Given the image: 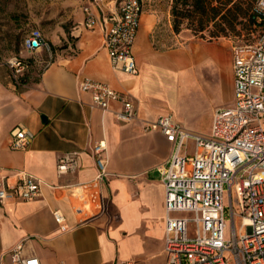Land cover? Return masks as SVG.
<instances>
[{
	"label": "crops",
	"instance_id": "obj_1",
	"mask_svg": "<svg viewBox=\"0 0 264 264\" xmlns=\"http://www.w3.org/2000/svg\"><path fill=\"white\" fill-rule=\"evenodd\" d=\"M116 2L85 0L75 15L73 42L56 49L51 63L38 77L32 72L27 83L0 64V168L10 184L18 171L44 182L35 200L0 204V264H14L11 249L21 242L23 254L38 257L40 264L139 262L146 249L148 258L165 255V187L159 166L167 164L174 145L159 132H144L142 120L172 114L190 131L209 134L215 110L235 104L233 49L223 41L156 48L150 35L159 16L149 10L143 9L133 48L138 73L115 70L103 39L107 10ZM86 5L96 16L93 28L83 25ZM183 74L200 79L219 96L209 109L206 130L194 113L176 116L173 94ZM85 77L129 94L139 120L116 121L117 101L107 111L92 107L91 93L79 89ZM18 125L34 133L25 149L10 146ZM101 140L109 157L110 176L104 180L97 179L91 151ZM74 150L81 151L77 170L58 174L59 158ZM57 209L66 217L65 231L53 216Z\"/></svg>",
	"mask_w": 264,
	"mask_h": 264
},
{
	"label": "built area",
	"instance_id": "obj_2",
	"mask_svg": "<svg viewBox=\"0 0 264 264\" xmlns=\"http://www.w3.org/2000/svg\"><path fill=\"white\" fill-rule=\"evenodd\" d=\"M252 1L258 37L253 42L233 45L235 104L215 110L210 133L192 132L172 114L142 120L144 132H159L174 145L167 164L159 166L165 187L164 264H264V0ZM107 11L103 46L115 70L135 75L138 63L133 48L143 12L142 0H117L115 8ZM84 13L83 25L93 28L96 16L91 5L84 6ZM24 46L30 51H49L45 67L51 63V44L41 29H34ZM7 65L15 77L28 67L18 56ZM79 89L90 92L91 106L103 111L110 110L113 101L119 102L120 109L113 110L116 121L139 120L137 104L129 94L90 77L80 81ZM11 134L12 149H25L34 137L23 125L15 127ZM189 140L194 143L192 154L187 148ZM107 149L105 140L91 149L98 180L110 176ZM80 153L74 150L60 157L58 174L76 171ZM15 175L16 182L10 184L0 168V204L32 201L41 195L42 180L25 171ZM226 193L229 208L225 205ZM185 212L193 213L192 219L174 215ZM227 213L232 221L230 238H226ZM53 216L61 230L68 229L61 210H55ZM237 217L242 220L239 229L235 226ZM23 250L24 242L11 249L14 264H40L38 257L26 256ZM115 264L136 263L129 260Z\"/></svg>",
	"mask_w": 264,
	"mask_h": 264
},
{
	"label": "rangeland",
	"instance_id": "obj_3",
	"mask_svg": "<svg viewBox=\"0 0 264 264\" xmlns=\"http://www.w3.org/2000/svg\"><path fill=\"white\" fill-rule=\"evenodd\" d=\"M85 0H0V64L18 56L23 60H31L29 75L42 71L43 65L50 60L47 50L30 51L24 46L25 40L34 29H41L45 38L51 44V50L65 49L73 42L71 31L75 26V15ZM220 0H142L143 9L155 12L159 20L153 28L150 39L156 48L162 50L178 49L182 43L196 41L209 43L223 41L229 45L230 51L235 43H249L258 37V27L250 23L248 16L242 15L235 28L227 29L225 35L219 34L218 25L223 24V7L217 16H213L212 7L219 6ZM224 1V0H222ZM238 7H251L252 0H234ZM233 2V3H234ZM232 5V4H231ZM229 5V6H231ZM239 11V9L237 8ZM240 12V11H239ZM218 68L220 64L217 65ZM173 105L177 113H194L201 122L202 129L209 127L208 112L212 104L219 99L200 80L183 74L180 78L179 89L173 94ZM179 117V116H178ZM193 141L187 143L188 150H193ZM225 205L229 208V196L225 195ZM228 212V211H227ZM192 219L191 212L174 213ZM242 220L237 217L235 226L241 227ZM191 223V230H193ZM232 221L227 213L226 238L231 237ZM138 255L136 264H158L166 262L167 254L159 257H149V250ZM163 263V264H164Z\"/></svg>",
	"mask_w": 264,
	"mask_h": 264
},
{
	"label": "trees",
	"instance_id": "obj_4",
	"mask_svg": "<svg viewBox=\"0 0 264 264\" xmlns=\"http://www.w3.org/2000/svg\"><path fill=\"white\" fill-rule=\"evenodd\" d=\"M197 1L199 3L198 6H200V4L204 3V0H197ZM233 2H234V0H224V1L220 0L219 6H213L212 7L213 16H217L223 7L228 8L227 12L223 14V19H224L225 23L218 25V28H219V30H218L219 34H217L218 37L221 36L222 34L225 35V32L228 28L229 29L235 28L236 23L239 20V17H241L242 15L248 16L250 23L255 24L256 14L254 12V6H253V10H252L251 7H245V8L241 7V6L238 7L239 3H236V2L233 3ZM252 3H253V1H252ZM229 5H231V6H229ZM237 8L239 9L240 12L237 10ZM55 50L56 49L52 50L53 55L55 54ZM24 62L28 65L27 69L24 72H22L16 76V79L20 83H27L28 82L29 73H27V72H29V68L31 67V64H32L31 60H24Z\"/></svg>",
	"mask_w": 264,
	"mask_h": 264
},
{
	"label": "water",
	"instance_id": "obj_5",
	"mask_svg": "<svg viewBox=\"0 0 264 264\" xmlns=\"http://www.w3.org/2000/svg\"><path fill=\"white\" fill-rule=\"evenodd\" d=\"M44 119H45V117H44Z\"/></svg>",
	"mask_w": 264,
	"mask_h": 264
}]
</instances>
